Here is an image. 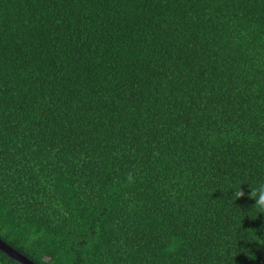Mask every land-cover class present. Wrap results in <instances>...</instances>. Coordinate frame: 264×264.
Instances as JSON below:
<instances>
[{"label": "trees", "instance_id": "1", "mask_svg": "<svg viewBox=\"0 0 264 264\" xmlns=\"http://www.w3.org/2000/svg\"><path fill=\"white\" fill-rule=\"evenodd\" d=\"M260 182L264 0H0V241L34 264H264Z\"/></svg>", "mask_w": 264, "mask_h": 264}, {"label": "clouds", "instance_id": "2", "mask_svg": "<svg viewBox=\"0 0 264 264\" xmlns=\"http://www.w3.org/2000/svg\"><path fill=\"white\" fill-rule=\"evenodd\" d=\"M244 196L245 192L240 185L234 190L232 198L237 200ZM248 198L255 201L252 209H255L258 213H264V182L258 183L255 187L250 186Z\"/></svg>", "mask_w": 264, "mask_h": 264}, {"label": "water", "instance_id": "3", "mask_svg": "<svg viewBox=\"0 0 264 264\" xmlns=\"http://www.w3.org/2000/svg\"><path fill=\"white\" fill-rule=\"evenodd\" d=\"M0 252L17 264H34L2 241H0Z\"/></svg>", "mask_w": 264, "mask_h": 264}]
</instances>
